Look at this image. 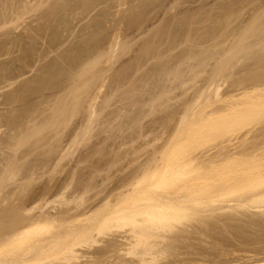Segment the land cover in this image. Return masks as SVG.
<instances>
[{
    "label": "rangeland",
    "instance_id": "374dc122",
    "mask_svg": "<svg viewBox=\"0 0 264 264\" xmlns=\"http://www.w3.org/2000/svg\"><path fill=\"white\" fill-rule=\"evenodd\" d=\"M263 57L264 0H0V259L96 224L34 264H264ZM179 194L134 245L102 219Z\"/></svg>",
    "mask_w": 264,
    "mask_h": 264
},
{
    "label": "bare ground",
    "instance_id": "6f19581e",
    "mask_svg": "<svg viewBox=\"0 0 264 264\" xmlns=\"http://www.w3.org/2000/svg\"><path fill=\"white\" fill-rule=\"evenodd\" d=\"M224 11V10H223ZM230 11V10H229ZM221 14V13H220ZM227 15V14H226ZM233 15V14H232ZM225 16V15H224ZM215 17V16H214ZM227 17V16H226ZM229 18V17H228ZM225 19V18H224ZM224 19L222 20V21H224ZM228 20V19H227ZM213 22V21H212ZM225 22V21H224ZM215 25V24H214ZM219 25V24H218ZM252 28V27H251ZM246 33V32H245ZM212 36H213V34H211ZM244 35V34H243ZM242 35V36H243ZM240 40V39H239ZM214 41V40H213ZM216 41V40H215ZM238 43V42H237ZM243 43V42H242ZM215 45V44H214ZM220 45V44H219ZM219 45H217V46H219ZM236 46V45H235ZM237 47V46H236ZM239 47H240V45H239ZM215 48V47H214ZM236 49V48H235ZM236 51V50H235ZM217 52V51H216ZM221 53V52H220ZM207 54V53H206ZM205 54V51H204V55H206ZM234 54H237V53H234ZM201 55V54H200ZM215 55V54H214ZM217 56V55H216ZM207 58H208V56H207ZM211 58V57H210ZM207 63V62H206ZM205 63V64H206ZM262 63H264V57H263V62ZM204 64V63H203ZM224 64V63H223ZM192 65V64H191ZM224 65H226V64H224ZM204 66V65H203ZM12 67V66H11ZM164 67V66H163ZM162 67V68H163ZM201 67H202V65H201ZM222 68H223V66H222ZM198 69H200V68H198ZM18 70V69H17ZM179 70V69H178ZM177 70V71H178ZM165 71V70H164ZM173 71V70H172ZM176 71V70H175ZM9 72V71H8ZM13 72V71H12ZM170 72V71H169ZM220 72V71H219ZM25 73V72H24ZM177 73V72H176ZM216 73V72H215ZM164 74V73H163ZM173 74V73H172ZM149 75V74H148ZM167 75H169V74H167ZM182 75V74H181ZM215 75V74H214ZM212 76V75H211ZM20 77V76H19ZM175 77V76H174ZM177 77V76H176ZM52 78V77H51ZM157 78V77H156ZM8 79V78H7ZM13 79V78H12ZM153 79V78H152ZM164 79V78H163ZM181 79V78H180ZM156 81V80H155ZM154 81V82H155ZM183 81V80H182ZM211 83H213V81L211 82ZM215 83H216V81H215ZM157 87V86H156ZM160 87V86H159ZM167 87V86H166ZM258 88H260V87H258ZM166 89V88H165ZM255 89H256V87H255ZM254 89V90H255ZM24 90V89H23ZM170 90V89H169ZM260 90V89H259ZM204 91V90H203ZM165 92H167V91H165ZM12 93V92H11ZM13 93H15V92H13ZM12 93V94H13ZM154 94V93H153ZM152 94V95H153ZM200 94V93H199ZM202 94V93H201ZM22 95H23V93H22ZM167 95V94H166ZM262 96V95H261ZM14 97H15V95H14ZM14 97H13V101H14ZM23 97V96H22ZM260 97V96H259ZM258 97V98H259ZM8 98V97H7ZM200 98V97H199ZM261 99L263 98V97H260ZM10 99V98H9ZM96 99H98V98H96ZM257 99V98H256ZM264 99V98H263ZM8 100V99H7ZM28 100V99H27ZM154 100V99H153ZM24 101V100H23ZM142 101V100H141ZM156 101V100H155ZM194 102V101H193ZM15 103V102H14ZM195 103V102H194ZM193 103V104H194ZM254 105V104H253ZM95 106V105H94ZM189 107H190V105H189ZM235 107V106H234ZM15 108V107H14ZM96 109V108H95ZM233 109V108H232ZM22 110V109H21ZM235 110V109H234ZM91 111V110H90ZM93 111V110H92ZM22 112V111H21ZM14 114V113H13ZM22 114H23V112H22ZM16 115V114H15ZM24 117V116H23ZM7 118V117H6ZM15 118H17V117H15ZM2 120V119H1ZM10 120V119H9ZM6 121V120H5ZM8 121V120H7ZM7 121L5 122V123H7ZM14 121V120H13ZM9 122V121H8ZM17 122L18 121H16L15 123L17 124ZM2 123V122H1ZM8 124H10V123H8ZM7 124V125H8ZM6 125V126H7ZM38 128H39V126H38ZM22 130V129H21ZM20 131V130H19ZM0 132H2V131H0ZM24 134V133H23ZM11 136V135H10ZM20 137V136H19ZM17 140H19V139H17ZM8 145V144H7ZM182 158V157H181ZM179 159V158H178ZM191 165V164H190ZM190 165H188V166H190ZM151 167V166H150ZM164 167V166H163ZM171 167V166H170ZM174 167V166H173ZM186 167H187V165H186ZM178 168V167H177ZM176 169V168H175ZM215 169H216V167H215ZM221 169V168H220ZM97 170V169H96ZM182 170V169H181ZM142 172V171H141ZM198 178V177H197ZM194 179V178H193ZM192 181V180H191ZM197 183V182H196ZM200 184V183H199ZM207 184V183H206ZM61 185V184H60ZM195 186V184H191V187H189L190 188V191L191 192H193V191H195L196 189H197V187H196V189L194 190V188H192V187H194ZM70 187V186H69ZM64 188V187H63ZM189 188H188V190H189ZM192 188V189H191ZM200 188V187H199ZM198 188V189H199ZM26 189V188H25ZM68 190V189H67ZM24 191V190H23ZM197 191H199V190H197ZM48 192V191H47ZM188 191H186V193H187ZM190 192V193H191ZM62 194L64 193V190H63V192H61ZM193 193H196V191L195 192H193ZM192 193V194H193ZM198 193V192H197ZM260 193H262V192H260ZM178 194V193H177ZM176 194V195H177ZM188 195H189V193H187ZM65 195V194H64ZM131 195V194H130ZM69 196V195H68ZM164 196V195H163ZM259 196V195H258ZM257 195L255 196V197H258ZM160 196H158V198H152V197H146L145 198V201L144 202H146V201H148V203H149V201L151 202L150 204H149V206H147L148 208L145 210V208H143L142 206H143V204H142V206H140L139 204V208H138V206H137V208L136 207H134V206H131L132 204H125V202L127 203V201H129V199L130 198H128V199H123L122 198V200L121 201H115V202H117V203H113L114 204V207H113V209L111 210V212L110 213H108V214H106L105 215V217L104 218H102V219H104V221H106L107 219H109V218H111V217H116L117 219L118 218H124V216L125 217H134L135 219H134V224H135V226H134V228L133 229H130V231L129 232H127V233H125V234H122L121 233V235H120V237H121V239H119V242H120V244H122V245H128V244H130V245H134V241H137V240H140V241H142V238L146 235H148L147 234V232L149 233V231H148V229L150 230V228H152L153 226H155L154 227V229L153 230H156V229H158V228H161L162 227V225H160L161 224V222H157V219L158 218H160L161 217V215H162V219L163 218H165L166 216H168V214H169V212L170 211H172L171 213H173V212H176V213H178V211H180V212H184L185 210H187L188 208H189V206H188V204H187V198H189V196H187L186 194L185 195H181V194H179V196H171V197H169V196H166V197H161V198H159ZM260 197H263V196H260ZM126 198H127V196H126ZM120 199H121V197H120ZM144 199V198H143ZM142 199V200H143ZM260 199V198H259ZM133 200V199H132ZM141 199H140V201H142ZM255 200H257V199H255ZM52 201V200H51ZM135 201V200H134ZM134 201H132V202H134ZM139 201V200H138ZM248 201V200H247ZM254 201V200H253ZM135 204V203H134ZM133 204V205H134ZM144 206H145V204H144ZM90 210V208L88 209V211ZM87 211V212H88ZM110 211V210H109ZM186 212V211H185ZM45 215H47V214H45ZM139 215H141V217L143 216V218H144V216H145V218L144 219H137L136 218V216H139ZM10 217V216H9ZM42 217V216H41ZM39 217L40 219H42V218H44L45 219V216L44 217ZM38 218V217H37ZM33 219L34 221H35V223L36 224H33L32 223V225H30V226H27L26 225V227L24 226V228L21 230L20 229V231L18 232V233H16L15 234V236L16 235H20V237H21V235L23 236L24 234H29L30 232L32 233V231H34L35 229L36 230H38L39 228H41L42 226H43V222L45 221V220H47V219H45V220H43V222H42V220H39V218L38 219ZM116 218H114V219H116ZM131 218V219H132ZM157 218V219H156ZM22 219V218H21ZM112 219V218H111ZM38 220V221H37ZM160 220V219H159ZM8 221V220H7ZM12 221V220H11ZM40 221V222H39ZM133 221V220H132ZM42 222V223H41ZM107 222H108V220H107ZM106 222V223H107ZM115 222V221H114ZM22 223V222H21ZM10 224V223H9ZM46 224V223H45ZM99 224H100V222H99ZM103 224V223H102ZM101 224V225H102ZM100 225V226H101ZM165 225V224H164ZM83 226V225H82ZM97 226H99V225H97ZM99 226V227H100ZM11 227V226H10ZM13 227V226H12ZM95 227H96V224H95ZM95 227H93V225L92 226H83V227H79V228H77V229H71V231H68V233L67 234H64V232L63 233H60L59 235H56L55 237H52V238H50V239H44V240H39V242L41 243V245H42V247L39 245H37L38 246V250H40L38 253H41L40 255L38 254V257H35L34 255L31 257V258H29V257H27V256H22V257H17L16 255H15V257H14V255H12L13 257H11V256H9V258L7 257V258H1L0 259V264H34L35 262H38L39 260H42V253H44L45 254V252H47V251H50V250H52V251H54L55 249H57V248H61V253H63V254H61V255H66V253L68 252V254L70 255H74L75 257H77V259H80V260H82V255L84 256V258L83 259H86L85 258V253L83 252V254L81 255V253L82 252H80L79 250L80 249H78V248H76L78 245L80 246V244L77 242V239L80 237V236H82V237H86V236H88V240H89V238L91 237V238H94L93 240L95 241L96 239L98 240V238H99V240H100V237H96V236H98L97 234H98V232L100 233V230H99V228H97V231L95 232ZM165 227V226H164ZM164 227H162V228H164ZM168 226H166V228H167ZM174 227V226H173ZM38 228V229H37ZM95 228V229H94ZM170 228V227H169ZM10 229V228H9ZM172 229V228H171ZM156 233V232H155ZM161 234V233H160ZM4 235V234H3ZM73 235V236H72ZM144 235V236H143ZM154 235V234H153ZM157 235V234H156ZM155 235V236H156ZM162 235V234H161ZM8 236V238H10L11 236H9V235H7ZM15 236H14V238H15ZM73 237L72 238V240H71V242L67 239V238H70V237ZM141 236H143V237H141ZM145 236V237H146ZM160 235H158V237H159ZM165 236V235H164ZM163 236V237H164ZM5 237V236H4ZM141 239H140V238ZM65 238V239H64ZM76 240H75V239ZM119 238V237H118ZM160 238V237H159ZM165 238V237H164ZM6 239V238H5ZM4 239V240H5ZM150 239V238H149ZM64 240H68V241H64ZM75 240V241H74ZM96 240V241H97ZM98 240V241H99ZM144 240V239H143ZM152 240V239H151ZM160 240V239H159ZM95 241V242H96ZM149 241V240H148ZM158 241V240H157ZM162 241V240H161ZM164 241V240H163ZM13 242V241H12ZM12 242H10V243H12ZM90 242V241H89ZM93 242V241H92ZM94 242V243H95ZM117 242H118V240H117ZM118 242V243H119ZM67 243H69V244H67ZM85 243V242H84ZM91 243V242H90ZM101 243V242H100ZM99 243V244H100ZM144 243V242H143ZM150 244H151V242H149ZM14 244V243H13ZM137 244V243H136ZM138 244H140V243H138ZM148 244V243H147ZM149 244V245H150ZM157 244H161V243H158L157 242ZM156 244V245H157ZM5 245H7V243H5ZM8 245H9V243H8ZM155 245V244H154ZM85 246V245H84ZM145 246V245H144ZM147 246V245H146ZM153 247V246H152ZM151 248V247H150ZM158 248H159V246H158ZM34 249V248H33ZM149 249V248H148ZM37 250V251H38ZM147 250V249H146ZM150 250H152V249H150ZM141 251H142V249H141ZM154 251H155V249H154ZM158 251H160V250H158ZM36 252V251H35ZM34 252V253H35ZM100 252V251H99ZM147 252V251H146ZM152 252H153V250H152ZM161 252V251H160ZM14 253V252H13ZM140 253V252H139ZM149 253V252H148ZM16 254V253H15ZM36 254H37V252H36ZM59 254V253H58ZM141 254H143L142 252H141ZM153 254V253H152ZM157 254V253H156ZM81 255V256H80ZM103 255H105V254H103ZM147 255V254H146ZM150 255V254H149ZM37 256V255H36ZM41 256V257H40ZM59 256V255H58ZM73 256V257H74ZM93 256V255H92ZM143 257H144V255H142ZM148 256V255H147ZM155 256H157V255H155ZM11 257V258H10ZM101 257V256H100ZM104 257V256H103ZM140 257V256H139ZM142 258V257H141ZM148 257H144V258H142V260L140 259V262H141V264H144V263H147V261L145 260V259H147ZM154 258V257H153ZM94 259V258H93ZM96 259V258H95ZM99 259V258H98ZM105 259V258H104ZM150 259V258H149ZM155 259V258H154ZM44 260V259H43ZM101 260V259H100ZM116 260V259H115ZM114 259H110V258H108L107 257V260L106 261H102V263H99V264H121V263H119L118 261H115ZM123 260V259H122ZM86 261H87V259H86ZM120 261V260H119ZM124 261V260H123ZM146 261V262H145ZM149 261V260H148ZM155 261V260H154ZM81 262V261H80ZM121 262V261H120ZM132 262V261H131ZM130 262V263H131ZM153 262V261H152ZM97 263V262H96ZM95 263V264H96ZM125 263H127V262H125ZM129 263V262H128ZM137 263V262H136ZM155 263V262H154ZM154 263H152V264H154ZM80 264H82V263H80ZM124 264V263H123ZM133 264V263H132ZM139 264V263H138ZM148 264V263H147Z\"/></svg>",
    "mask_w": 264,
    "mask_h": 264
}]
</instances>
